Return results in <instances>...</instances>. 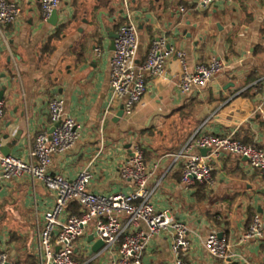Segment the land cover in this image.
<instances>
[{"label": "crops", "instance_id": "crops-1", "mask_svg": "<svg viewBox=\"0 0 264 264\" xmlns=\"http://www.w3.org/2000/svg\"><path fill=\"white\" fill-rule=\"evenodd\" d=\"M11 1L19 3L21 15L5 28L0 43V92L6 102L2 148L15 140L9 154L28 160L35 136L52 127L49 103L63 98L66 114L80 124L81 138L72 151L53 156L51 173L74 180L89 167L90 192L129 193L133 188L120 169L132 156V143H139L155 171L154 183L160 182L156 210H170L190 228L188 264H228L204 250L212 230L231 244L236 264H264V238L242 241L253 217L264 215L263 175L244 158L225 154L213 162L212 184L186 189L181 183L185 160H175L201 127L202 134L236 133L264 149V0H218L209 9H200L196 0H61L56 27L43 19L40 0ZM130 18L139 31L138 63L162 36L184 53L190 70L219 58L223 73L207 88L184 94L182 62L174 54L165 79L147 77V93L131 118L117 119L123 100H115L105 117L112 35ZM54 205L55 193L41 181L22 177L0 186V252L12 263L39 264L38 234ZM72 214H79V207L68 206L61 220ZM91 236L93 227L78 241L75 259L110 264L116 252L90 260L99 252L92 250L97 240ZM171 247L168 233L152 238L144 264H174Z\"/></svg>", "mask_w": 264, "mask_h": 264}, {"label": "built area", "instance_id": "built-area-1", "mask_svg": "<svg viewBox=\"0 0 264 264\" xmlns=\"http://www.w3.org/2000/svg\"><path fill=\"white\" fill-rule=\"evenodd\" d=\"M200 9H209L218 0H196ZM43 19L49 21L53 11L59 10L61 0H40ZM125 9L129 10L125 1ZM184 12V8L181 7ZM21 7L18 2L0 0V43L7 26L18 22ZM115 39V50L110 64L111 102L105 117L111 114L115 100H123L124 117L131 118L147 93V77L165 79L166 65L174 54L181 60L183 70L179 89L184 94L202 90L225 69L219 58L197 63L190 70L183 52H175L165 37L152 41L147 58L137 62L139 31L137 24L130 20L120 26ZM101 55L102 49L96 48ZM6 102L0 100V123L5 114ZM264 117V108H260ZM52 126L59 125L49 134L40 131L34 139L29 159L5 155L0 144V186L13 179L29 177L32 181L43 182L55 193V205L45 214L43 227L38 234L39 264H82L75 259L76 245L90 227L96 240L104 246L90 258L94 260L104 252H116L110 264H144V256L152 238L168 233L172 239L171 251L174 264H188L191 251L190 228L187 223L177 220L170 210L158 211L154 197L160 182L154 183L155 171L145 161V152L139 143H132V156L120 169V177L129 182L133 190L109 196L89 191L93 173L89 167L82 169L74 180L62 174L51 173L53 156L72 151L81 138L77 119L65 112L63 98H53L49 103ZM202 127L186 142L175 155V160L184 159L181 183L186 189L197 184H212L213 162L225 154L246 158L249 165L259 171L264 179V151L241 142L236 133L228 135L202 134ZM207 149L206 155L201 150ZM76 202L79 214L65 213L71 202ZM264 238V215L253 217L242 241H260ZM231 244L225 237L212 230L204 240L205 252L228 264H236L231 254ZM0 264H14L9 255L0 252Z\"/></svg>", "mask_w": 264, "mask_h": 264}, {"label": "water", "instance_id": "water-1", "mask_svg": "<svg viewBox=\"0 0 264 264\" xmlns=\"http://www.w3.org/2000/svg\"><path fill=\"white\" fill-rule=\"evenodd\" d=\"M49 24H51L52 26H57L58 22H59V14H58V10L53 11L50 19H49ZM117 34L112 35L113 37V41L111 44V48L112 50H115V39L117 38ZM3 94H4V90L0 92V100L3 99ZM124 116V107L121 108V110L119 111V113L117 114V119L122 118ZM59 125V123L54 124L50 129H49V134H52V132L56 129V127ZM15 143V140L11 141L7 146L2 148V152L5 155L9 154V148L12 147ZM208 152L207 149H203L201 150V153L203 155H206ZM245 160H247L246 158H244ZM221 236V234H220ZM94 239V236L90 237V240L92 241ZM104 246V242L102 240H97L95 241L94 245H93V251L94 252H98L102 247Z\"/></svg>", "mask_w": 264, "mask_h": 264}, {"label": "trees", "instance_id": "trees-1", "mask_svg": "<svg viewBox=\"0 0 264 264\" xmlns=\"http://www.w3.org/2000/svg\"><path fill=\"white\" fill-rule=\"evenodd\" d=\"M63 29H64V26H61V27L57 28V33H56L55 37L58 38L59 35L62 34ZM238 139H239L241 142H243L244 144L252 145V146L256 147L257 149H259V150H263V151H264V149H263L261 146H259V145H256V144H254V143H252V142H249V141H245V140L240 139V138H238ZM202 185H205V184H197L196 186H197V187H201ZM73 206L76 207V208H78L77 203L74 202V201L71 202V203L69 204V207H70V208H72Z\"/></svg>", "mask_w": 264, "mask_h": 264}]
</instances>
